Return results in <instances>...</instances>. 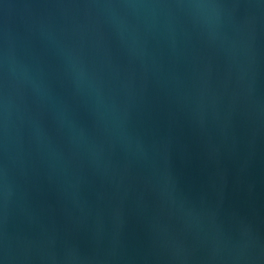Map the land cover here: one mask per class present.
<instances>
[{"label": "water", "instance_id": "95a60500", "mask_svg": "<svg viewBox=\"0 0 264 264\" xmlns=\"http://www.w3.org/2000/svg\"><path fill=\"white\" fill-rule=\"evenodd\" d=\"M0 264H264V0H0Z\"/></svg>", "mask_w": 264, "mask_h": 264}]
</instances>
